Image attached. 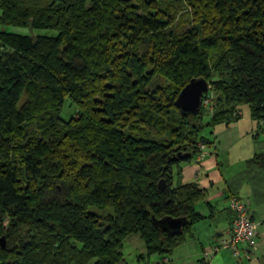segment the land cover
Wrapping results in <instances>:
<instances>
[{
    "label": "trees",
    "instance_id": "obj_1",
    "mask_svg": "<svg viewBox=\"0 0 264 264\" xmlns=\"http://www.w3.org/2000/svg\"><path fill=\"white\" fill-rule=\"evenodd\" d=\"M0 26L57 32L0 30V264H127L133 235L141 260L171 255L201 218L175 170L204 128L243 106L264 123V0H0ZM193 78L214 102L184 114Z\"/></svg>",
    "mask_w": 264,
    "mask_h": 264
},
{
    "label": "crops",
    "instance_id": "obj_2",
    "mask_svg": "<svg viewBox=\"0 0 264 264\" xmlns=\"http://www.w3.org/2000/svg\"><path fill=\"white\" fill-rule=\"evenodd\" d=\"M240 110L241 116L230 125L205 127L202 135L216 146L210 144L202 159L194 156L175 170L176 182L196 183L205 191V198L195 206L201 218L171 255H152L144 260L146 264H264V164L251 161L264 156V123L254 119L248 107ZM232 196L247 205L258 223L254 243L243 248L240 258L222 249L205 263V250L232 229Z\"/></svg>",
    "mask_w": 264,
    "mask_h": 264
},
{
    "label": "built area",
    "instance_id": "obj_3",
    "mask_svg": "<svg viewBox=\"0 0 264 264\" xmlns=\"http://www.w3.org/2000/svg\"><path fill=\"white\" fill-rule=\"evenodd\" d=\"M207 93L205 95H207ZM212 101L211 97H203L202 105L208 109H212ZM210 144L216 146L214 141L210 143L201 141L199 143V152L196 155L198 159L204 157ZM230 208L234 215L232 229L230 230L228 237L218 238L209 250H205L203 253V261L205 263L210 262L222 249H229L235 257L240 258L243 248L251 247L254 243L258 223L252 219L247 205L237 196H232L230 200Z\"/></svg>",
    "mask_w": 264,
    "mask_h": 264
},
{
    "label": "rangeland",
    "instance_id": "obj_4",
    "mask_svg": "<svg viewBox=\"0 0 264 264\" xmlns=\"http://www.w3.org/2000/svg\"><path fill=\"white\" fill-rule=\"evenodd\" d=\"M175 10V9H174ZM173 12L172 18L173 22L169 25L168 30L174 31L177 33H180L182 31H185L189 27V16L188 14L182 10ZM164 21H168V18H164ZM5 30L9 33H17V34H28L32 36H38V35H51L56 36L57 32L52 30H35L32 28H24V27H14V26H5L1 27L0 30ZM164 80H158V82H163ZM164 84V83H163ZM214 102V99H213ZM75 113V106H69L65 105L63 112H62V118L69 119L72 117ZM131 238L129 240H126L125 246L123 249L124 253V259L127 264H146L144 260H141L139 257L142 254H145L146 247L144 241L136 235L130 236ZM92 264V263H91Z\"/></svg>",
    "mask_w": 264,
    "mask_h": 264
},
{
    "label": "water",
    "instance_id": "obj_5",
    "mask_svg": "<svg viewBox=\"0 0 264 264\" xmlns=\"http://www.w3.org/2000/svg\"><path fill=\"white\" fill-rule=\"evenodd\" d=\"M209 90L210 85L205 78H193L181 90L175 105L184 114L196 113L202 107L203 97ZM185 222L184 218L171 217L158 220L163 230L172 234L181 233ZM1 243L4 244V240H1Z\"/></svg>",
    "mask_w": 264,
    "mask_h": 264
}]
</instances>
